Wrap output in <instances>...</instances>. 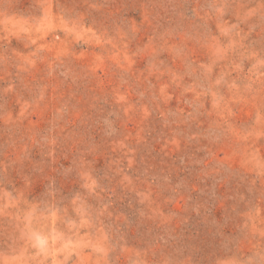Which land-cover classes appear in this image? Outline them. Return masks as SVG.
<instances>
[{"label": "rangeland", "instance_id": "1", "mask_svg": "<svg viewBox=\"0 0 264 264\" xmlns=\"http://www.w3.org/2000/svg\"><path fill=\"white\" fill-rule=\"evenodd\" d=\"M0 264H264V0H0Z\"/></svg>", "mask_w": 264, "mask_h": 264}]
</instances>
